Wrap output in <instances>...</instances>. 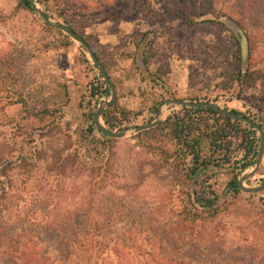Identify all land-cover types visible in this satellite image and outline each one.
Returning <instances> with one entry per match:
<instances>
[{"label": "rangeland", "instance_id": "374dc122", "mask_svg": "<svg viewBox=\"0 0 264 264\" xmlns=\"http://www.w3.org/2000/svg\"><path fill=\"white\" fill-rule=\"evenodd\" d=\"M40 1L34 5L52 23L70 24L92 46L115 83L118 107L131 111V120L112 131L151 121L153 106L173 97L216 100L262 122L264 0ZM45 24L19 0H0V81L10 64L8 81L18 88L56 94L65 84L62 126L74 127L110 91L90 97L99 71L86 49ZM237 28L247 41L244 57ZM237 62L247 75L239 82ZM235 100L243 109L234 108ZM2 110L0 122L20 108L0 104ZM182 111L164 104L161 122ZM21 139L17 147L25 148ZM113 139L93 175L78 163L62 172L51 156L70 140L58 135L44 141L39 162L6 167L12 185L0 210V264H264V190L228 185L233 173L244 175L254 163L237 170L211 165L190 175L189 158H169L163 152L169 145L133 131ZM242 155L237 151L232 161ZM263 177L260 164L244 185L257 186ZM195 193L214 199L212 208L199 207ZM87 208L99 227L81 244L72 233Z\"/></svg>", "mask_w": 264, "mask_h": 264}, {"label": "trees", "instance_id": "16d2710c", "mask_svg": "<svg viewBox=\"0 0 264 264\" xmlns=\"http://www.w3.org/2000/svg\"><path fill=\"white\" fill-rule=\"evenodd\" d=\"M39 2L42 1L39 0ZM19 5L21 8L33 12L30 9V6L34 5L33 0H19ZM45 25L49 30H56L48 23ZM68 25L76 31L70 24ZM4 63L7 64V62ZM13 67L9 64L8 71H1L2 80L0 81V104L2 107L18 106L20 108V111L15 116H11V119L0 122L2 127L0 210L5 204L7 192L12 185L11 177L4 175L6 167L9 166L8 171H11L15 165L26 167L31 163L39 162L43 158L44 141L47 138L58 135L65 142L70 140V143H65L59 151H54L53 157L51 156L53 159L57 158V163L61 162L59 166L62 172L65 171L66 166L78 163L90 173H94L95 164L103 159L107 143L114 141L113 138L107 137L95 128L93 123L95 107L84 112L82 119L74 127L70 122H65L62 126L64 107L69 101L66 85L61 84L56 94L45 93L44 87L32 90L20 85L18 88V83L8 81V76L13 74ZM236 69L235 78L239 82L243 76H247L246 70L243 72L238 62ZM98 76L99 81L92 87L90 97H99L101 94L109 95V89L101 74L98 73ZM181 107L183 109L181 113L173 114L158 125L137 134L144 135L149 140L158 141L164 146L169 145L163 151L169 155V158L173 156L181 160L189 158L188 174L190 175L211 165L219 167L231 163L237 170L255 162L260 138L259 136L255 138L257 131L253 127L208 106L181 105ZM156 108L154 105L152 112H155ZM230 111L245 116L238 110L231 109ZM5 113L2 110L0 118H5ZM130 113V110L122 109L116 103L102 113L101 118L106 127L114 130L124 122L131 120ZM257 123L263 128L261 121ZM20 135L25 148L22 145L17 147L15 138ZM237 151H242L243 155L240 160L232 161ZM250 155L252 159L249 160ZM237 164L239 165L237 166ZM86 184L91 185L90 182ZM228 185L234 191H239L235 173ZM194 200L201 208L210 209L214 205V199H206L199 193H195ZM81 213L72 236L74 242L82 244L87 243L90 236H94L95 227L99 226H93L91 223L94 215L88 208Z\"/></svg>", "mask_w": 264, "mask_h": 264}, {"label": "water", "instance_id": "95a60500", "mask_svg": "<svg viewBox=\"0 0 264 264\" xmlns=\"http://www.w3.org/2000/svg\"><path fill=\"white\" fill-rule=\"evenodd\" d=\"M30 9L33 12L39 13L43 17L44 21L46 23H48L51 27L65 32L73 40L77 41L80 45H82L86 49L93 65L98 69L99 73L101 74L106 86L108 87V89L110 91V97L106 100L99 102L98 106L96 107V109L93 113V123H94L95 128L98 131H100L102 134L106 135L109 138L118 139V138L124 137L129 131H133L135 133H138V132H141L143 130L152 128L161 122V120H162L161 119L162 106L164 104L173 103V104L186 105V106H208V107H211V108H213V109H215V110H217V111H219V112H221V113H223V114H225V115H227L233 119H236L238 121H242L243 123L253 127V129H255L258 132L259 138H260V144H259V149L257 152L255 162L253 164V168L251 171H249L248 173H246L244 175H242L243 170H239L236 173V177H237L239 189L245 193H258V192L264 190V177L262 179H260V182L257 186L246 187L244 185V181L247 180L248 178L252 177L257 172V170L261 164V160H262L263 153H264V130H263V128H261L258 125V123H256L255 121H253L249 117L233 113L232 111L223 108L222 106H220L216 102L194 101V100H186V99H182V98L173 97V98L163 99V101L157 106L155 113H154V116H153V119L151 121L144 123V124H139V125H130L128 127H124L123 129H121L118 132L112 131L104 125V123L102 122V119H101V115L106 110H108L109 108L113 107L116 104L117 98H118L117 90H116L115 83L110 78L105 66L103 65V63L98 58V56L95 53L92 46L85 40V38L82 35H80L76 31H74L69 25L64 24V23H52L50 21V18L43 11H41L39 8H37L35 5L30 6ZM237 31L240 35L241 54H242V57H244V55L246 53V49H247L246 37H245V35L241 29L237 28ZM198 173H196V174H198Z\"/></svg>", "mask_w": 264, "mask_h": 264}, {"label": "crops", "instance_id": "0c3cea01", "mask_svg": "<svg viewBox=\"0 0 264 264\" xmlns=\"http://www.w3.org/2000/svg\"><path fill=\"white\" fill-rule=\"evenodd\" d=\"M234 105V108H236V109H243V107H244V104L242 103V101H240V100H235V101H233L232 102ZM226 105L229 107V108H233V106L231 107V105H230V102H226ZM262 123H263V126H264V118H263V120H262ZM264 130V129H263ZM261 164H263L264 165V153H263V157H262V160H261Z\"/></svg>", "mask_w": 264, "mask_h": 264}]
</instances>
